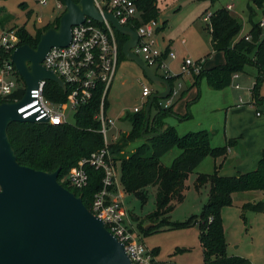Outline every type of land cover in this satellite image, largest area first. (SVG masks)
<instances>
[{
	"label": "trees",
	"instance_id": "trees-1",
	"mask_svg": "<svg viewBox=\"0 0 264 264\" xmlns=\"http://www.w3.org/2000/svg\"><path fill=\"white\" fill-rule=\"evenodd\" d=\"M36 1L40 2L41 0ZM58 1L64 4L63 0ZM217 1L211 0V3ZM157 3L158 0H138L137 8L140 15L129 26L137 30L140 25L147 23L149 20H157L159 14ZM25 5V3L21 4L22 7ZM252 6L260 9L262 18L264 17V0H249L248 8L251 12L249 22L252 24V28L248 33L250 40L247 41L245 36H241L244 24L231 10L223 7L211 14L208 30L213 52L223 53L226 61L213 69L203 67L198 75L193 76V86H198L202 80L207 79L208 85L212 89H225L231 86L234 74L242 73L250 65L256 68L257 73L253 87L256 104L260 100H264L261 96V89L264 86V27H261L260 21L254 22L252 20L254 15ZM63 14L64 12L48 25L36 29L34 35L26 29V26H15L10 31H16L19 37L18 46L29 45L37 48L41 36L48 29L59 27L60 18ZM96 25L102 26L101 24ZM115 33L119 44V61L121 62V60L126 59L123 48L128 37L117 30ZM12 54V50L8 51L1 46L0 65L4 60H9ZM180 78L182 76L169 78L168 80L174 86ZM20 79L22 80L21 77ZM102 91L103 86L101 85L95 93L94 100L78 110L75 116V124L50 126L37 123H13L8 128L10 142L16 152L17 162L35 171L54 173V171L61 169L58 176L59 182L67 190L81 197L85 207L90 210H93L92 205L96 194L103 188L104 173L92 166H87L86 171L89 181L83 189L74 188L65 179L70 170L77 166L81 159L89 157L105 145L103 135L100 134L101 124L95 119L100 111ZM24 92L25 90L22 89L8 98L0 99V105L3 102L19 100L23 97ZM44 95L50 101L59 103L67 99V95L61 91L58 84L52 81L47 83ZM185 96L186 92H183L182 98ZM158 103L159 100L155 99L151 108L150 127L146 134L163 130L167 126L165 122L167 117L177 115L172 107L167 108V110L160 109ZM146 106L140 112L126 116L125 121H128L133 127L132 132L122 135L116 143L111 145L110 149L114 155L115 166L119 171L123 192L133 194L145 203L148 199L147 189L150 187L156 188L157 209L148 216L149 221L154 223L161 216L169 215L177 203H182L185 200V184L190 173L201 165L207 156L213 157L215 160L226 157L236 141L231 140L225 146L214 148L211 145L208 131L189 132L181 137L176 127L171 125L161 135L143 139L142 134L146 127ZM154 109L157 110L155 114H153ZM177 117L184 120V118H189L190 114L183 117L177 115ZM139 139L143 140V144L137 147L135 152L128 157H119L130 144ZM174 148L179 149L181 153L171 165L165 166L162 157ZM206 184L210 186L209 199L199 215L191 216L183 223L163 219L160 220L159 225H154L148 230L141 227L142 232L145 236H148L160 230L161 227L187 229L198 225L200 244L205 258L204 264H252L250 260L244 257L227 254L228 244L221 211L224 207L233 206V195L235 193L259 191L264 194V157L260 160L256 169L251 170V172L238 173L232 177L220 175L219 168L215 167L213 174L198 177L195 188L198 190ZM244 208L264 211V204L262 202L245 204ZM154 251L156 254L159 253L156 249Z\"/></svg>",
	"mask_w": 264,
	"mask_h": 264
},
{
	"label": "rangeland",
	"instance_id": "rangeland-1",
	"mask_svg": "<svg viewBox=\"0 0 264 264\" xmlns=\"http://www.w3.org/2000/svg\"><path fill=\"white\" fill-rule=\"evenodd\" d=\"M58 2V0H48V4L44 6L36 0H0V40L3 27L26 26V29L34 35L36 29L48 25L62 14L63 11H58L57 9ZM226 2H230V0H218L213 4L211 0H158L157 10L159 14L157 21L162 30L158 33L157 39L162 47L172 43L171 49L176 55V61L172 63L169 60L168 65L173 75L181 73L182 64L187 59L197 62L200 59L209 58V61L205 65L206 69L215 67V65L223 61L225 62L226 58H224L223 53L213 52L208 25L203 19L219 8H223L222 6ZM22 3L26 5L22 7ZM233 4L236 9L231 12L242 23L245 24L246 22L241 32L243 36L248 33L252 25L249 22L251 12L247 6L249 1L233 0ZM240 10L245 14L243 16L247 17L246 20L240 18V15H242L240 14ZM30 15L32 16L30 17ZM261 18V10L254 8L252 20L259 22ZM179 64H181L180 67ZM158 74L162 75L161 72ZM240 74L245 79L241 83L240 89H236L232 83L230 87L225 89L214 90L208 85L207 79L202 80L198 86H192L194 85V78L190 76L180 78L175 82L173 86L175 94L171 97V107L176 109V112L181 114L182 117L186 114H190V117L183 120L172 115L177 118L175 119L170 115L167 118L176 127L181 137L189 132L206 130L209 133L212 147L217 148L218 146H225L227 144L224 133V122L227 118L225 117V105L229 97L228 94L231 93L229 95L232 98L233 95L237 96V98H243L246 104L252 102L253 98V83L257 75L256 68L249 65ZM116 77L112 89L108 92L105 108L108 121L114 123L113 125L108 124L107 140L110 144H114L122 135L132 132L133 127L128 121H125V118L128 114H135L133 110L135 106L143 104L141 100V84L148 85L155 92L159 91L161 93L163 90L152 83V81H149L134 61L121 60ZM20 84L24 91L25 83L20 82ZM183 91L186 92L187 97L182 98ZM227 92L229 93L226 94ZM170 96L165 100H159L158 105L160 109L167 110L169 108V105H171L168 101ZM231 100L233 103V99ZM242 106L250 107L254 105ZM254 107L255 110L258 108L256 104ZM155 110L153 114L157 112ZM262 112L264 113V111ZM75 122V117L71 116L70 124H75ZM142 144V139L136 140L119 157H128ZM237 151L235 149V152ZM250 151L252 149H249V154ZM241 152H244V149H241ZM241 152L236 155V158L233 155L223 165V159L215 160L213 157L207 156L201 165L190 173L186 180L185 200L182 203H177L169 215L161 216L154 223L149 221L148 216L153 214L157 209L156 188L150 187L147 189L148 199L145 203L133 194L124 193L123 205L126 208L129 222L134 227L135 238L142 241L150 249L158 250L159 253L157 255L161 260L172 261L177 264H204L205 258L200 244L198 225L187 229L161 227L160 230L148 236H145L141 227L150 229L154 225H159L160 220L163 219L175 223H183L191 216L199 215L202 212L204 204L209 199L210 186L206 184L197 190L195 185L198 177L213 174L215 167H218L219 171L221 169L232 171L236 162L243 160V157L240 156ZM246 152L243 153V156L247 155ZM180 153L179 149L174 148L162 157L163 164L165 166L171 165ZM262 195V192L259 191L235 193L233 195V206L224 207L221 211L228 244L227 254L244 257L250 260L252 264H264V211L250 210L244 208V206L245 204L259 202L264 204V196Z\"/></svg>",
	"mask_w": 264,
	"mask_h": 264
},
{
	"label": "water",
	"instance_id": "water-1",
	"mask_svg": "<svg viewBox=\"0 0 264 264\" xmlns=\"http://www.w3.org/2000/svg\"><path fill=\"white\" fill-rule=\"evenodd\" d=\"M63 1L65 11L59 27L48 29L37 48L18 46L11 57L26 90L19 102L0 105V264H132L125 245L85 207L81 197L59 182L61 169L48 173L20 165L10 142L8 128L11 124H36L34 118H23L19 109L33 101L31 92L38 89L42 81L55 82L66 92L63 79L48 70L43 61L51 48L67 47L72 27L82 25L86 18L97 23L107 20L115 30L127 36L123 48L125 58L137 63L148 80L163 89L150 97L145 108L143 139L157 137L168 128L167 125L163 130L146 134L155 99H167L173 86L157 74L158 65L147 66L132 52L139 41L137 30L123 26L112 13L100 12L94 0Z\"/></svg>",
	"mask_w": 264,
	"mask_h": 264
},
{
	"label": "built area",
	"instance_id": "built-area-1",
	"mask_svg": "<svg viewBox=\"0 0 264 264\" xmlns=\"http://www.w3.org/2000/svg\"><path fill=\"white\" fill-rule=\"evenodd\" d=\"M138 0H94L97 9L104 13H112L125 27L140 15L137 8ZM44 6L48 0H41ZM58 11H65V6L60 1L57 3ZM226 9H233L232 6ZM210 17H204V22L209 25ZM101 24L98 26L96 24ZM261 27H264V17L260 20ZM131 28V27H130ZM72 38L67 47H53L43 61L48 70L54 71L66 86V92L59 86L61 91L67 95L64 102H54L44 95L48 81H42L38 89L31 92L32 102L19 109L23 118H34L37 124L50 126H64L70 124V117L76 116L78 110L94 100L95 93L101 85L103 86L102 98L99 105V113L95 116L101 124L100 134L104 138V147L93 152L89 157L81 159L78 165L73 167L65 181L76 189H83L87 186L89 176L86 171L87 166H92L96 170L104 173L103 188L96 194L92 209L94 215L104 222L107 229L114 237L125 245V250L130 257L132 264H177L161 260L153 249H150L142 241L135 238L134 227L130 224L126 208L123 205L124 193L120 181L119 171L115 166L114 155L111 152V145L107 136L109 122L106 117V102L108 92L116 79L119 61V44L115 29L105 20L97 23L91 18H86L82 25L72 27ZM161 27L156 19H151L142 24L137 29L139 35L138 45L132 49L147 66L158 65L157 74L165 79L178 76L198 75L203 69L206 59L197 62L191 59L185 60L181 67V73L173 75L170 72L169 60H176V55L167 48H162L157 39ZM245 40H250V36L245 35ZM19 37L16 31L6 30L1 35L0 47L13 52L18 48ZM12 57V56H11ZM9 60H4L0 65V99L8 98L19 89H23L20 82V75L17 73L15 65ZM240 74L233 75V84L236 89L241 85L234 83ZM25 83V82H24ZM142 102L141 106H135L134 111L140 112L146 106L148 98L153 94L151 87L141 84ZM21 89V90H22ZM26 90V85H25ZM25 94V92H24ZM23 94V97H24ZM174 88L172 95H174ZM23 97L19 98L21 100ZM252 102L245 103L240 99V105L256 104V99L252 93ZM7 101V102H19ZM261 112L257 116H261ZM46 120L47 123H41ZM117 142V141H116ZM114 142V143H116Z\"/></svg>",
	"mask_w": 264,
	"mask_h": 264
},
{
	"label": "crops",
	"instance_id": "crops-1",
	"mask_svg": "<svg viewBox=\"0 0 264 264\" xmlns=\"http://www.w3.org/2000/svg\"><path fill=\"white\" fill-rule=\"evenodd\" d=\"M230 5L233 8V9H231V11L236 9L235 5L233 4V0H230V2H226L225 5L222 6V7L226 8V7L230 6ZM247 6H248V4H247ZM240 14H242V15H240V18H242L243 20L247 19V17L243 16L245 14L241 10H240ZM237 15H238V13H237ZM249 21H250V19H249ZM242 24H244V23H242ZM245 24H246V22H245ZM11 28H12L11 26L10 27H3L1 31L3 33L4 31L10 30ZM251 28H252V25H251L250 29L248 30V33L251 30ZM245 35H247V33ZM245 35H243V36H245ZM210 41H211V39H210ZM165 47L168 50L172 51V49H171L172 43L168 44L166 46L164 45L162 48L165 49ZM217 53H219V52H217ZM127 61H129V60H127ZM175 61L176 60H171L172 63L175 62ZM208 61H209V58H206V62L204 64V67H205V65L207 64ZM222 63H225V62L223 61V62H221L218 65H221ZM120 64H121V62H120ZM180 65L181 64H179V67H180ZM218 65H215V66H218ZM176 66H178V65H176ZM119 67H120V65H119ZM211 68H215V67H209V69H211ZM117 72H118V70H117ZM184 77L186 78V77H188V75L182 76V78H184ZM190 77L194 78L193 76H190ZM244 80H245L244 77L242 76V74H240L239 78L236 79L234 83H238V84L241 85V83L244 82ZM115 81H116V79H115ZM115 81H114V83H115ZM255 82L256 81L254 80L253 86H254ZM114 83L112 84L110 90L112 89ZM261 90H262L261 96H262V98H264V86L262 87ZM152 93L154 94V93H160V92L159 91L155 92L152 89ZM228 93L229 92H227L226 94H228ZM229 94H231V93H229ZM229 94H228L229 97H228V99L226 101V105H225V107H226L225 117H227V118H226V120L224 122L225 123L224 133H225V137H226V140H227L226 142L228 143L231 140H235L236 143H235L234 147L235 146L236 147L235 148L234 147L230 148V150L228 151L226 157H221V158H218V159H223L224 160L223 163H222V165H223L233 155L236 158L237 157L236 155L239 152H241V149H244V152L247 151L246 152L247 155H245V156H243L244 152L240 153V156L243 157V160H241V161L238 160L236 162V165L234 166V169L232 171L223 170V169H221L219 171L220 175H222V176L232 177V176H234V175H236L238 173L251 172V170L256 169V167L258 166V163L264 157V117H263L264 113L262 112V111H264V100H260V102H258L256 104V106L258 108L255 110V107H254L255 105L254 106H250V107L242 106V105H240V99H241L240 97L237 98V96L233 95V98H232V96L229 95ZM187 96L188 95L186 94L185 97H187ZM230 98L233 99V103H232V100ZM171 99L172 98L168 99V101L171 104V105H169V107L172 106V100ZM141 100H142V96H141ZM149 100H150V98H148V100H146L147 104H148ZM173 111H174L175 114H177L178 116L182 117L181 114H178L176 112V109H173ZM258 112H261L262 115L261 116H257ZM177 115H175V116H177ZM173 118L177 119L176 117H173ZM165 122H166V125H168V126L169 125L174 126V125L171 124V122H170V120H168V118L165 120ZM239 139H240V141H239ZM235 149L238 150V151L235 152ZM249 149H252V151H250V154H249ZM233 160H234V158H233ZM262 196H264V194Z\"/></svg>",
	"mask_w": 264,
	"mask_h": 264
}]
</instances>
